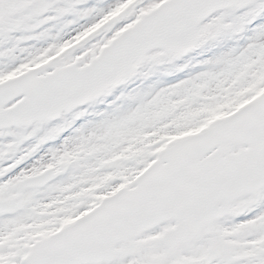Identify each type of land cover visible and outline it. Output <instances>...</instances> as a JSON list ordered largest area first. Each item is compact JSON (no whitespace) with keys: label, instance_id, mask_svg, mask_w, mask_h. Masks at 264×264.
Segmentation results:
<instances>
[{"label":"snow or ice","instance_id":"snow-or-ice-1","mask_svg":"<svg viewBox=\"0 0 264 264\" xmlns=\"http://www.w3.org/2000/svg\"><path fill=\"white\" fill-rule=\"evenodd\" d=\"M88 4L0 0V264H264V0ZM227 39L203 71L116 95Z\"/></svg>","mask_w":264,"mask_h":264},{"label":"rangeland","instance_id":"rangeland-1","mask_svg":"<svg viewBox=\"0 0 264 264\" xmlns=\"http://www.w3.org/2000/svg\"><path fill=\"white\" fill-rule=\"evenodd\" d=\"M98 3V0H89L88 7H91ZM71 19V18H69ZM58 30V27L53 26V33ZM17 36L19 34H16ZM31 44H35L36 42H30ZM243 40L238 39H227L224 40L221 44L215 45L210 44L206 46L205 49L201 50L200 52L191 54L190 58H184L181 60H178L172 64H167L160 66L157 69H151L149 67H145L141 69V74L137 77H134L133 80L126 86H121V88L117 91L116 95H121V93L125 96L129 94H137V93H147L152 90H158L160 88L169 87L173 84L179 83L180 81L189 78L192 75H195L199 73L200 71L204 70V62L210 59H214L217 55L220 53L229 50L232 47L236 46H242ZM28 45H22V47H25ZM62 51H67V48L63 49ZM61 53H58V55ZM17 55H25L24 53L17 52ZM190 60V62H189ZM187 65V66H185ZM183 68V71L180 69ZM114 99V97L112 98ZM233 103L228 98H225V102L218 106L217 109L212 110L210 112V120L209 122L214 121L215 119H218L219 116L217 113L221 108L229 107ZM124 104L123 100H119L116 102V106H120ZM107 111H110L108 109L106 104H97L91 108H88V114L85 118L78 121L76 125L70 129L68 132L64 134V138H67L69 136L75 135L76 130L79 129L81 126H83L87 122H98L101 119H103L102 113H105ZM193 119L195 117H192ZM12 138L7 137L3 142H8ZM34 143V141H30L22 145L23 150H27L31 144ZM63 143V138L55 141V142H49V144H46L43 146L40 152H38L35 156L30 158L28 161L25 162L22 167H26L28 165H32L36 159H39L40 156L44 155L45 152H47L52 147H58ZM63 211V209H61ZM242 219V218H241ZM40 235H45V233H40Z\"/></svg>","mask_w":264,"mask_h":264},{"label":"bare ground","instance_id":"bare-ground-1","mask_svg":"<svg viewBox=\"0 0 264 264\" xmlns=\"http://www.w3.org/2000/svg\"><path fill=\"white\" fill-rule=\"evenodd\" d=\"M31 165H28V166H26L25 168H27V167H30Z\"/></svg>","mask_w":264,"mask_h":264}]
</instances>
